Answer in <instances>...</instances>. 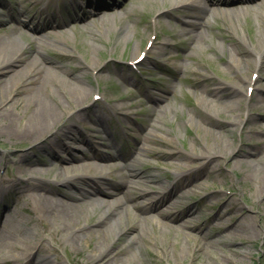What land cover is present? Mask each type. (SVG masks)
<instances>
[{
	"label": "rangeland",
	"instance_id": "374dc122",
	"mask_svg": "<svg viewBox=\"0 0 264 264\" xmlns=\"http://www.w3.org/2000/svg\"><path fill=\"white\" fill-rule=\"evenodd\" d=\"M22 1L0 0V26L10 21L18 27L16 31L12 27L0 30V38L10 34L18 44L27 45L28 35L34 41L28 45L29 50L42 44V56L58 66V83L49 86L64 112L57 125L61 124L59 130L46 134L38 146L0 131V185L5 187L0 188V229L8 223L15 226L17 233L26 235L19 254L31 252L34 260L30 264H96L90 255L112 240L118 264H264V0L236 2L229 7L212 3L206 11L195 6L193 11L185 7L186 10L175 0H154L150 5L146 0H121L122 9L107 15L115 21L114 26L92 27L88 21L72 19L66 20L65 30L56 34L48 28L33 32L12 20ZM74 1L41 0L35 10L57 14L63 11V3ZM87 1L93 0L78 3ZM193 1L200 5L205 2ZM141 6L145 7L143 12L118 19L119 14ZM184 9L199 15L183 17L192 26L176 18ZM31 15L28 13L25 19ZM37 20V16L33 18V22ZM91 21L99 18L92 17ZM196 32L202 36L192 39ZM154 38L171 42L172 48L158 44L165 49L163 54L162 49L151 46ZM232 52L239 60H227ZM140 54L143 57L137 60ZM239 75L253 80L240 82ZM217 81L241 84L240 97L211 100L213 97L204 89ZM83 89L88 95L77 107L81 118L74 120L67 110L69 99L83 94ZM151 95L164 97L153 103V112L148 108L152 105ZM121 102L128 104L129 118L113 106ZM13 109L19 111V125L28 110L24 106ZM97 115L102 124L92 120ZM78 136L92 143L88 149L91 160L104 169V181L122 182L130 169L137 173L129 175L134 182L124 184L108 200H122L125 193L136 195L143 189L152 200L164 196L167 200L148 210V218L137 213L132 202L127 203L114 226L103 232H89V228L97 227L91 224L83 231L76 230L78 238L69 237L75 227L65 229L58 212L38 209L27 194L29 186L14 184L13 175L21 174V182L28 177L34 182L48 177L53 181L46 183L56 191L61 188L60 180L68 165V160H59L57 155L66 157L73 152L81 157L87 143L75 138ZM118 149L122 156L117 155ZM197 151L217 155L208 160L192 157ZM22 156L21 162L29 169L20 173ZM107 166L116 168L105 170ZM35 169L41 176L31 179ZM181 174L182 182L171 186ZM106 186L115 190L110 183ZM75 188L61 189L62 193L80 196ZM51 194L79 203L59 192ZM149 196H138V200L150 204ZM99 204L77 225L93 223L103 215L105 208ZM166 210L178 218L174 221L163 217L160 211ZM243 213L246 217H240L246 224L244 232L232 238L225 235L226 229L217 232L216 223L235 226ZM183 220L193 222V227L185 230L177 225ZM133 222L139 224V233L130 246ZM203 231L209 236L200 242L190 236ZM39 237L44 250L37 248ZM96 244L99 246L94 247ZM8 249L11 248L4 250L5 254ZM22 260L4 263L0 255V264H22Z\"/></svg>",
	"mask_w": 264,
	"mask_h": 264
},
{
	"label": "bare ground",
	"instance_id": "6f19581e",
	"mask_svg": "<svg viewBox=\"0 0 264 264\" xmlns=\"http://www.w3.org/2000/svg\"><path fill=\"white\" fill-rule=\"evenodd\" d=\"M41 0H31L25 1L23 0L21 5H19V9L17 10L16 15L14 14L12 16V20L17 21L21 26L28 27L33 32H40L42 28H48L47 31L51 33H60L61 31L65 30L67 27L65 25L64 20H57L56 18L58 16L54 14H45L37 8L35 10L36 4H38ZM133 1V0H130ZM176 4L181 5L182 7H187L188 10L191 8L200 7L203 8L205 11L208 9V2H217L220 4V6H228L233 2V0H205L203 5L197 4L193 0H175ZM235 1V0H234ZM242 3H251L254 0H237ZM77 4V3H76ZM102 6L104 10H100L95 12L96 17H100L103 19V22L101 26L105 27V20L104 16L108 14V11L112 10H106L109 6H112V4L105 3ZM109 4V5H108ZM118 9V8H116ZM186 9V8H185ZM184 9V10H185ZM190 9V10H191ZM183 10V11H184ZM187 10V9H186ZM186 10L183 14L177 15V20L181 23H186L184 21V16L191 15L193 13H186ZM193 11V9H192ZM32 12V15L30 19H25V16ZM38 17V20L33 22V18ZM191 16H199V15H191ZM75 15H68L67 19L74 18ZM101 19V20H102ZM3 22V21H2ZM189 25H193L192 22H188ZM12 27L13 30L16 31V26L12 25L10 21H4L2 26H0V30ZM46 31V30H45ZM173 36L174 33H171ZM28 36V35H27ZM26 37L27 39V45L24 44H18L14 37L12 35H7L5 37L0 38V131H4L6 134L11 136H16L17 138H26L28 140H31L33 144L38 146L40 144L41 138L45 137L46 134H52L53 132H56L57 126L59 123H61V112L63 113L62 104L59 100H57V96L52 92V89H50L49 84H57L58 81L55 79V74L57 73V65L54 63H51L49 60H46L44 58L45 56H42V51L40 46L35 45L32 49H27L28 45L31 43H34V41L29 40V36ZM202 35L200 33H195L192 39L200 38ZM61 39L59 36L57 38ZM156 39V38H154ZM154 39L151 41V46L155 45V47H158L159 49H162V47L158 44H162L165 49H171L172 43L168 41L160 42L158 39L154 41ZM165 49H162L161 51L163 54L165 53ZM236 50V48L234 49ZM237 52H239L237 50ZM261 52V51H260ZM170 53V52H169ZM240 53V52H239ZM242 53V52H241ZM240 53V54H241ZM264 53V50H263ZM169 56V55H167ZM28 57V58H27ZM154 59V58H153ZM239 60L238 57H235V54L232 52L230 54V58L227 59L229 62H233ZM264 59V54L262 55V62ZM244 62H250L246 59H244ZM240 82L243 80H246L247 82L253 80L250 76H243L239 75ZM68 80V79H66ZM213 85L209 87H205L204 91L209 96L213 97L211 100H217L222 96L224 97H230V96H236L242 93V86L239 83H233L232 81H217L212 82ZM80 85V84H78ZM83 94L81 95H75L73 98L71 97L69 99L70 103L67 107L68 112H71V115L74 117V120H79L81 118L82 112L80 110H77V107L81 103H83V97H86L88 94L86 93V89H83ZM168 90V89H167ZM164 99L163 96H150V102L152 105L148 106L149 110L153 112L154 104L156 102ZM154 103V104H153ZM159 103H157L158 105ZM26 107L28 110V115L25 117L23 122H21L18 125L19 120V111H15L13 108L19 109V107ZM117 110H121L123 115L127 118V106L128 104L125 102H121L119 104L115 103L113 104ZM160 106V105H159ZM93 121L102 124V119H100L99 115H97L95 118L92 119ZM105 121V119H104ZM56 126V127H55ZM55 127V128H54ZM94 130V129H93ZM106 129L103 125V131ZM106 133V131H105ZM77 139L84 140L83 142L87 143V147L85 148V151H80L82 156L79 157L76 153L69 152L68 156H61L57 155L59 160H68V165L65 167L66 174L63 175V178L61 181V188L62 189H71V186L76 187L78 194L80 196H77L74 192H70L67 194V192L62 193V189L58 188L56 191H52L49 184H47V181H53V179H50L48 177H43L40 179V181H30L29 177L25 179L26 182H21L23 180V176L21 174H15L13 175V181L15 183H19L23 186L27 185L29 188V191L27 194L32 197L33 202L36 207L41 208L43 212L46 211H56L61 216L62 219V225L65 227V229L75 227V230L72 232L71 237L72 239L78 238V233L76 230L83 231L90 227V225L94 224L97 225V227L89 228V232L92 230H96L98 232H103L106 228L112 227L115 225L117 219L120 218V213L123 209L126 208L127 203L132 202L133 206L137 208L139 214L143 215V217H147L148 210L153 208H158L164 200H167V197L162 198H152L150 199V196L148 195L147 191L144 189L139 191L136 195H131V191L128 193H125L122 200H116L111 201L108 200L107 197H113L117 194V192L120 190V188L126 184L127 182H134L131 179H129V175L137 176L136 172H133V169H130V173H127L123 175L125 179L119 181H113V188L115 190H110L108 185V181H104L106 179V173H104V169L101 166L95 165L97 164V161L91 160L92 159V152L89 151V147L92 143L90 141H86L84 137L78 136L75 137ZM51 140V138H49ZM47 139V140H49ZM88 150V151H87ZM55 154L57 152H54ZM218 153V152H217ZM58 154V153H57ZM119 155H121V152L119 151ZM217 155L216 153L213 154V152H204V151H197L194 153L192 157H201L205 158V160L210 159L211 157ZM89 156V157H88ZM22 156L19 160L20 163H18L19 172L26 171L29 169L26 165H23L21 162ZM105 158V156L103 155ZM110 157V156H109ZM113 157V156H111ZM31 163V162H29ZM30 166V165H29ZM59 166V164H57ZM105 170H112V168H116L114 166H107L104 167ZM62 170V169H61ZM68 172L72 173L69 174ZM41 173L40 170L35 169L34 172L31 174V179H36V177H40L41 175H37ZM184 174H181L174 178L173 182L171 183V186L173 184V187L176 184H179L182 182L181 180L184 178ZM127 178V179H126ZM32 183H36L37 185L34 186ZM0 188L4 189L5 187H2L0 185ZM59 192L61 195L69 196L70 199L79 201L78 204L66 202L64 201L59 195L52 196L51 193ZM149 196V202L150 204H145L143 202H140L138 200V196ZM145 198V197H144ZM124 200V201H123ZM96 203H100L99 205L101 207L105 208V212L103 215L95 218L92 222L93 223H85L82 225H77L79 220L82 216L89 217V214L92 210V207ZM42 205V206H40ZM91 208V209H90ZM190 211H187V214ZM160 214L168 218V220H176L178 216H175L172 213H169L167 210L160 211ZM244 219L246 217V213L240 214L238 216L239 223L235 226L228 225L227 223L224 224L223 222H219L215 224L217 232L220 233V231L225 230V235H228V238L235 237L236 234H239L238 232H244L246 230V224L241 219ZM115 218V221L112 222L110 219ZM117 217V218H116ZM161 223H166V220L160 219ZM179 226H183L185 230L192 228L194 223L189 220H183L177 223ZM174 228V226H172ZM131 230L134 232L130 235L129 244L130 246L135 241L136 237L139 233V224L137 222H133L132 225H130ZM129 229V228H128ZM3 232V233H2ZM127 232V230L125 231ZM3 234V236H2ZM189 234V233H187ZM190 235V234H189ZM195 241H201L202 238L209 236L208 232H201L199 235H190ZM41 238H37V248L44 250L45 247L43 244H41ZM27 237L26 235L23 236L22 233H17L16 228L13 225H9L6 223L4 227H1L0 229V255L3 257L4 263L10 262L11 260L18 261L20 259H24L22 264H30L34 259V255L31 252H26L22 255L19 254L20 250L23 246L21 243L23 241H26ZM22 241V242H21ZM39 241V242H38ZM20 242V243H19ZM112 240L109 241V243L99 249L97 252H94L90 255V259L96 264H118V260L115 257L116 253L112 249ZM99 246L96 244L97 247ZM8 249V254L4 253V250ZM54 249V248H51ZM17 250V252H16ZM47 252L43 253L45 256ZM44 256L40 259L43 260ZM45 259H47V255L45 256Z\"/></svg>",
	"mask_w": 264,
	"mask_h": 264
}]
</instances>
